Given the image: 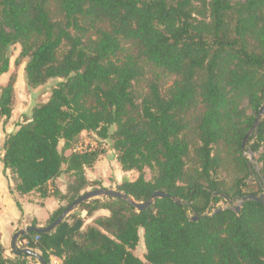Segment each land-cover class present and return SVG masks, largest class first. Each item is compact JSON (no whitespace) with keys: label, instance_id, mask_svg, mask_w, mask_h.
Returning a JSON list of instances; mask_svg holds the SVG:
<instances>
[{"label":"trees","instance_id":"trees-1","mask_svg":"<svg viewBox=\"0 0 264 264\" xmlns=\"http://www.w3.org/2000/svg\"><path fill=\"white\" fill-rule=\"evenodd\" d=\"M18 43L28 86L60 81L5 137L12 193L66 201L49 225L86 188L103 187L85 167L105 150L74 147L86 131L112 140L122 168L139 172L116 189L183 200L159 197L138 211L94 198L79 210L109 215L85 226L71 212L50 232L22 235V247L40 250L43 264L52 255L62 264H264V202L245 200L237 213L222 196L258 194L242 143L264 105V0H0V76ZM14 84L12 74L0 88V126L12 116ZM248 145L264 186V119ZM64 171L73 175L66 191L50 190ZM140 229L145 259L134 253ZM35 262L7 257L0 235V264Z\"/></svg>","mask_w":264,"mask_h":264},{"label":"crops","instance_id":"crops-1","mask_svg":"<svg viewBox=\"0 0 264 264\" xmlns=\"http://www.w3.org/2000/svg\"><path fill=\"white\" fill-rule=\"evenodd\" d=\"M9 72V71H8ZM8 72L0 76V88L5 85L8 80ZM22 122V121H21ZM16 129V126L3 128V123L0 126V235L2 243L5 247V254L7 257L16 256L11 248L13 235L22 227L33 225L35 221L37 227L46 226L50 216L63 205L64 201H60L54 195L50 194L42 197L40 193L34 191L25 195H19L17 192L10 193V187L14 188V182L11 178L9 170L4 171L3 154H4V141L7 133ZM84 131L82 134H86ZM63 145V141L61 143ZM98 145H92L90 148H97ZM106 147V146H105ZM104 149V147H103ZM77 150V149H76ZM105 150V149H104ZM82 151V150H80ZM66 153V154H70ZM114 155L117 164L114 165L116 173L113 179L106 175L105 167L109 166L107 160L110 156ZM118 166V167H117ZM104 172V173H103ZM65 173L69 174V179L65 181ZM85 175L89 180L100 179L106 187H116L118 183L123 181H131L137 178L136 170H124L117 159V153L112 147L104 151L92 166L85 167ZM73 179L72 172H63L57 177L50 186V190L58 188L60 191L65 192L66 186L69 181ZM19 204V206H18ZM75 209L73 212L85 219V226L94 224V219L97 216L109 215L110 211L107 209L97 210L92 216H87L85 210ZM77 212V213H76ZM88 219H92L93 223H88ZM33 238L35 236L33 235ZM41 254L40 250H35ZM30 258V257H29ZM32 259V258H31ZM52 261L58 260L62 264V260L52 255Z\"/></svg>","mask_w":264,"mask_h":264},{"label":"rangeland","instance_id":"rangeland-1","mask_svg":"<svg viewBox=\"0 0 264 264\" xmlns=\"http://www.w3.org/2000/svg\"><path fill=\"white\" fill-rule=\"evenodd\" d=\"M20 51H21V45L19 43L12 46L10 49V68L7 76L8 80L5 82V84L9 81L10 76L12 74L15 75V84H14L15 94H14L13 113L11 118L4 120L3 122L4 129H6L7 127L16 126L19 122L30 117L33 107L37 103L47 100L50 96L51 89L57 84L58 81H60V79L56 78V79H50L48 82L39 85L37 87L28 86L25 75V65L27 62V58L20 56ZM262 118H264V116H262ZM114 129L115 126L111 127V130ZM253 133L251 135H253ZM91 144L95 146L98 145L97 147H101V148L104 147L105 151L112 148V140L110 139L104 140L98 137L94 132L82 134L78 142L74 145V147L77 150H80L85 148L86 145H89L91 147ZM71 151L72 150H66V153H69ZM251 152L253 155V159H251L250 157ZM245 155L250 159L251 166L254 169V173L248 178L247 182L250 184L252 189L257 190L259 194L264 190L263 182L260 179V174H259L260 163L257 160L259 153H254L252 150L249 149V145H247ZM107 163L109 166L105 167L104 172L111 179H113L112 177H114L116 173V168L114 167V165L117 164L115 156L111 154L110 158L107 160ZM137 174H139V172H137ZM144 175L145 177L150 178L152 176V172L149 169H146ZM68 179H69V174L65 173V181L67 182ZM259 185L261 186V189H259ZM111 188H116V187H111ZM90 189H92V187L86 188L82 193ZM10 193H12L11 189H10ZM240 202L241 201L239 199L234 201V204H239ZM63 204H67V202L64 201ZM217 206L226 207L227 204L226 202L221 201ZM88 223H93L92 219H88ZM134 253L139 257H141L142 259H145L146 247L143 237V229H140V241L137 247L134 249ZM36 261H37L35 262L36 264H41L37 259ZM54 264H61V263L59 261L58 262L56 261Z\"/></svg>","mask_w":264,"mask_h":264},{"label":"water","instance_id":"water-1","mask_svg":"<svg viewBox=\"0 0 264 264\" xmlns=\"http://www.w3.org/2000/svg\"><path fill=\"white\" fill-rule=\"evenodd\" d=\"M262 116H264V106H262L260 108V111L255 119V125L252 129H250V131L245 135L244 139H243V143L242 146L244 149H246L247 145H248V139L250 137V135L255 131V128L259 125V123L261 122ZM251 159H253V155L251 152ZM218 194V193H215ZM106 196H113V197H119L122 198L126 201H128L130 204H132L134 207H136V209L138 211H141L147 207H149L152 203H154V201L159 198V197H171L174 200L178 201V202H183V200L179 197L170 195L169 193L165 192V191H155L151 197L146 200V201H139L137 200L134 196L119 191L116 188H110V187H97V188H92L90 190L85 191L84 193H82L78 198H76L74 201H72L70 204H68L65 209L60 213V215L49 225L43 226V227H37V226H33V225H28V226H24L22 228H20L12 237V242H11V248L13 253L16 256H27L30 258H36L41 264L44 263L43 257L40 253H38L37 251H35L32 248L29 247H20L18 242L21 238L22 235L27 234V233H47L50 232L52 230H54L57 226H59L64 220L65 218L71 213L73 212L75 209H77L82 203L89 201L91 199L94 198H101V197H106ZM222 196L225 198V200L227 201V203L232 205V208L239 213L240 209H241V203L245 200H257V201H261L264 202V190L259 193V194H248L243 196L240 199V203L239 204H234V202L225 194H222ZM218 210H220V208L216 209L215 212H217ZM191 220H197V216L193 215L191 217Z\"/></svg>","mask_w":264,"mask_h":264},{"label":"built area","instance_id":"built-area-1","mask_svg":"<svg viewBox=\"0 0 264 264\" xmlns=\"http://www.w3.org/2000/svg\"><path fill=\"white\" fill-rule=\"evenodd\" d=\"M92 145H93V144H91V146H92ZM80 148H82V147H80ZM88 149H91V148H90V146H89V145H86V146H85V148H83V149H80V150H82V151H85V150H88ZM36 237H37V236H35V238H36ZM18 244H19V242H18ZM19 246H20V247H22L20 244H19ZM56 261L58 262V260H57V259H56V260H53V261H52V262H53V264H54Z\"/></svg>","mask_w":264,"mask_h":264}]
</instances>
